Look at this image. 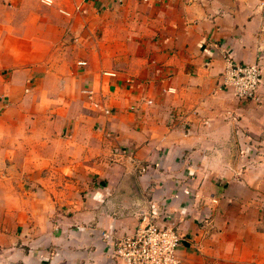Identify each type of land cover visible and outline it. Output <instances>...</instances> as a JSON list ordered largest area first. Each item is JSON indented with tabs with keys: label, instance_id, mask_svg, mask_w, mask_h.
<instances>
[{
	"label": "crops",
	"instance_id": "obj_1",
	"mask_svg": "<svg viewBox=\"0 0 264 264\" xmlns=\"http://www.w3.org/2000/svg\"><path fill=\"white\" fill-rule=\"evenodd\" d=\"M51 1L0 23V264H113L151 212L181 264H264V0Z\"/></svg>",
	"mask_w": 264,
	"mask_h": 264
},
{
	"label": "built area",
	"instance_id": "obj_2",
	"mask_svg": "<svg viewBox=\"0 0 264 264\" xmlns=\"http://www.w3.org/2000/svg\"><path fill=\"white\" fill-rule=\"evenodd\" d=\"M42 2L52 3L51 0ZM224 61L222 85L240 101L256 99L263 83L261 64L236 62L229 51L225 52ZM157 219L152 212L141 214L136 230L115 243L113 264H181L178 252L183 245V236L178 228L160 225Z\"/></svg>",
	"mask_w": 264,
	"mask_h": 264
},
{
	"label": "rangeland",
	"instance_id": "obj_3",
	"mask_svg": "<svg viewBox=\"0 0 264 264\" xmlns=\"http://www.w3.org/2000/svg\"><path fill=\"white\" fill-rule=\"evenodd\" d=\"M3 4L5 7L0 8V23L3 25V27H6L8 24L13 23L12 21L16 19V9L14 6H12L14 5L13 0H3ZM6 33H8V31L4 28L1 32V36L5 35Z\"/></svg>",
	"mask_w": 264,
	"mask_h": 264
}]
</instances>
